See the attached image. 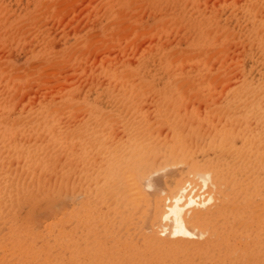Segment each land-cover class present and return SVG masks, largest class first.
<instances>
[{"label": "bare ground", "instance_id": "obj_1", "mask_svg": "<svg viewBox=\"0 0 264 264\" xmlns=\"http://www.w3.org/2000/svg\"><path fill=\"white\" fill-rule=\"evenodd\" d=\"M218 3L241 59L100 54L80 95L0 93V264H264V0Z\"/></svg>", "mask_w": 264, "mask_h": 264}, {"label": "rangeland", "instance_id": "obj_2", "mask_svg": "<svg viewBox=\"0 0 264 264\" xmlns=\"http://www.w3.org/2000/svg\"><path fill=\"white\" fill-rule=\"evenodd\" d=\"M219 1L221 0H0V93L5 95L6 99H3L6 104L17 110L33 101L34 104L30 105H36L38 95H42V98H37L39 102H51L54 99L52 92H56L58 82L62 86L65 82L72 83L73 86L80 84L81 88L77 85L75 89L80 95L87 85L90 86L85 82L88 80H85V76L96 69L92 64V68L89 65L91 71H88V63L93 59L96 60V65L102 57L100 54L106 58L102 57L103 64L106 60L114 59V56L119 60H123L125 56L127 59L144 57L143 52L146 57H161V54H165L163 58H178L185 55L184 51L196 50L194 45H202L208 49L205 51L207 55L204 54L206 58L212 57L214 62L220 58L223 60L226 56V60L241 59L246 48L243 50L241 46L237 56L231 55L236 58H230L228 54H234L240 45L233 41L232 33L230 36L229 32L223 30L224 27H214L218 14L215 7ZM14 30H17L16 33ZM8 32L15 33L14 37L12 33L7 36ZM38 53L42 55L39 58ZM192 53L194 54L186 56H197L195 52ZM82 61L84 64L88 62L87 65L84 66ZM27 62L30 65L27 66ZM102 62L98 64L101 65ZM22 68L29 69L27 71H31V74H22ZM82 76L85 77L84 81L80 78ZM93 76L91 80L88 76L90 84L92 81L95 83ZM98 77L101 78V75L96 78ZM217 80L219 82L213 83L219 84L220 80ZM43 88L48 91H45L46 95H43ZM39 91L43 94H39ZM31 94L32 99H35L33 101L29 96ZM23 99L27 102L24 101L26 105L22 106ZM176 167L178 165H172V169ZM161 170L155 174L165 171Z\"/></svg>", "mask_w": 264, "mask_h": 264}]
</instances>
